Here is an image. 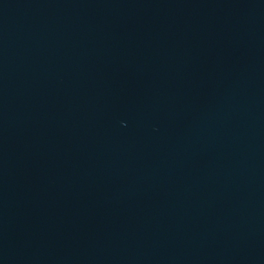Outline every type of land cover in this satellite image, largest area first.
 Segmentation results:
<instances>
[{
  "label": "water",
  "instance_id": "95a60500",
  "mask_svg": "<svg viewBox=\"0 0 264 264\" xmlns=\"http://www.w3.org/2000/svg\"><path fill=\"white\" fill-rule=\"evenodd\" d=\"M0 264H264V0H0Z\"/></svg>",
  "mask_w": 264,
  "mask_h": 264
}]
</instances>
